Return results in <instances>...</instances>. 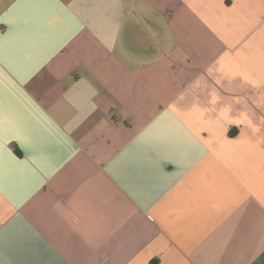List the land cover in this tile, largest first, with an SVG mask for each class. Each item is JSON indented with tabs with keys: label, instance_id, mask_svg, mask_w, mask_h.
<instances>
[{
	"label": "crops",
	"instance_id": "obj_1",
	"mask_svg": "<svg viewBox=\"0 0 264 264\" xmlns=\"http://www.w3.org/2000/svg\"><path fill=\"white\" fill-rule=\"evenodd\" d=\"M0 264H264V0H0Z\"/></svg>",
	"mask_w": 264,
	"mask_h": 264
},
{
	"label": "trees",
	"instance_id": "obj_2",
	"mask_svg": "<svg viewBox=\"0 0 264 264\" xmlns=\"http://www.w3.org/2000/svg\"><path fill=\"white\" fill-rule=\"evenodd\" d=\"M12 147H13L14 151H16V150H17V148H16L15 146H12Z\"/></svg>",
	"mask_w": 264,
	"mask_h": 264
}]
</instances>
